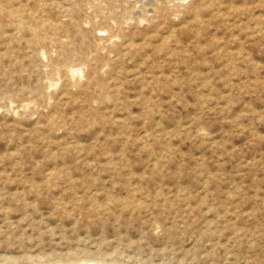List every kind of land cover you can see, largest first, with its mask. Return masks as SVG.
<instances>
[{
    "label": "rangeland",
    "instance_id": "1",
    "mask_svg": "<svg viewBox=\"0 0 264 264\" xmlns=\"http://www.w3.org/2000/svg\"><path fill=\"white\" fill-rule=\"evenodd\" d=\"M0 264H264V0H0Z\"/></svg>",
    "mask_w": 264,
    "mask_h": 264
},
{
    "label": "bare ground",
    "instance_id": "2",
    "mask_svg": "<svg viewBox=\"0 0 264 264\" xmlns=\"http://www.w3.org/2000/svg\"><path fill=\"white\" fill-rule=\"evenodd\" d=\"M165 2H166V1H165ZM2 9H4V8H2ZM2 9H1V10H2ZM157 9H159V8H157ZM4 10H5V9H4ZM11 11H12V10H11ZM15 11H16V10H15ZM159 11H160V10H159ZM161 11H162V10H161ZM7 12H9V11H7ZM16 12H17V11H16ZM12 14H13V12H12ZM15 14H16V13H15ZM17 14H18V13H17ZM16 16H17V15H16ZM10 17H11V16H10ZM10 17H9V18H10ZM12 17H15V15L12 16ZM18 17H19V16H18ZM20 17H21V16H20ZM15 18H16V17H15ZM15 18H14V19H15ZM17 19H18V18H17ZM19 19H20V18H19ZM10 20H11V18H10ZM12 21H13V20H12ZM14 22H15V21H14ZM15 23H16V22H15ZM15 25H16V24H15ZM16 26H17V25H16ZM18 26H19V25H18ZM20 27L22 28L21 25H20ZM20 27H19V28H20ZM15 28H16V27H15ZM23 28H24V27H23ZM33 29H34V28H33ZM31 35H32V34H31ZM62 70H63V69H62ZM66 70H67V69H65L64 72H65ZM71 74H72V73H71ZM66 77H67V76H66Z\"/></svg>",
    "mask_w": 264,
    "mask_h": 264
}]
</instances>
